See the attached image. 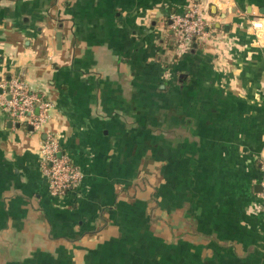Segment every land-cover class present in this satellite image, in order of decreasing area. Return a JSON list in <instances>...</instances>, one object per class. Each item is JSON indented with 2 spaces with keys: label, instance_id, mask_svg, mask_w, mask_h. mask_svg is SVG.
Instances as JSON below:
<instances>
[{
  "label": "crops",
  "instance_id": "crops-1",
  "mask_svg": "<svg viewBox=\"0 0 264 264\" xmlns=\"http://www.w3.org/2000/svg\"><path fill=\"white\" fill-rule=\"evenodd\" d=\"M192 3L209 35L179 51ZM259 17L264 0H0V264H264ZM14 80L51 104L39 129L2 109ZM47 133L83 174L61 197Z\"/></svg>",
  "mask_w": 264,
  "mask_h": 264
},
{
  "label": "built area",
  "instance_id": "built-area-1",
  "mask_svg": "<svg viewBox=\"0 0 264 264\" xmlns=\"http://www.w3.org/2000/svg\"><path fill=\"white\" fill-rule=\"evenodd\" d=\"M255 31L264 28V20L259 17L251 21ZM172 28L180 50H187L193 40L204 41L209 35L208 20L196 4L192 3L183 13L172 15ZM9 98L1 97V106L13 122L25 123L39 129L45 123L51 104L20 81L14 80L8 88ZM43 172L49 180L50 194L64 196L83 177L81 170L60 150L59 139L52 133L46 134L41 146ZM262 181L259 193L264 202V162L261 165Z\"/></svg>",
  "mask_w": 264,
  "mask_h": 264
},
{
  "label": "water",
  "instance_id": "water-1",
  "mask_svg": "<svg viewBox=\"0 0 264 264\" xmlns=\"http://www.w3.org/2000/svg\"><path fill=\"white\" fill-rule=\"evenodd\" d=\"M29 129H31V127H28Z\"/></svg>",
  "mask_w": 264,
  "mask_h": 264
}]
</instances>
